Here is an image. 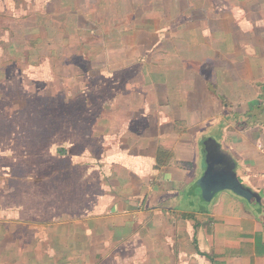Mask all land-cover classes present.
Segmentation results:
<instances>
[{
  "label": "rangeland",
  "instance_id": "obj_1",
  "mask_svg": "<svg viewBox=\"0 0 264 264\" xmlns=\"http://www.w3.org/2000/svg\"><path fill=\"white\" fill-rule=\"evenodd\" d=\"M174 7L0 0V264H35L29 248L20 254L23 243L20 255L10 250L18 233L38 243L40 264H143V214L128 222L140 238L118 251L123 242L112 248L96 211L81 215L112 185H127V153L143 143L144 123L159 142V69L177 51L174 26L187 14ZM128 133L136 136L130 146ZM186 192L171 206L188 211ZM16 209L25 220L14 219Z\"/></svg>",
  "mask_w": 264,
  "mask_h": 264
},
{
  "label": "crops",
  "instance_id": "obj_2",
  "mask_svg": "<svg viewBox=\"0 0 264 264\" xmlns=\"http://www.w3.org/2000/svg\"><path fill=\"white\" fill-rule=\"evenodd\" d=\"M174 1L175 12L187 14L174 26L177 51L159 69V142L145 121L143 143L127 153L134 163L127 185H112L81 216L96 211L104 235L116 239L112 248L123 242L118 251L140 238L128 222L143 214V264H264V0ZM134 137L128 133L129 146ZM201 138L218 142L258 204L222 190L199 207L191 187L203 172ZM184 188L191 201L182 212L171 205ZM23 216L16 209L14 219ZM12 242L11 251L18 255L23 243L20 254L29 248L40 264L37 242L19 233Z\"/></svg>",
  "mask_w": 264,
  "mask_h": 264
},
{
  "label": "water",
  "instance_id": "obj_3",
  "mask_svg": "<svg viewBox=\"0 0 264 264\" xmlns=\"http://www.w3.org/2000/svg\"><path fill=\"white\" fill-rule=\"evenodd\" d=\"M202 153L203 172L191 187L192 194L200 201V208L205 207L222 190H230L249 203H259L256 193L239 179L234 161L222 151L215 139H204Z\"/></svg>",
  "mask_w": 264,
  "mask_h": 264
},
{
  "label": "trees",
  "instance_id": "obj_4",
  "mask_svg": "<svg viewBox=\"0 0 264 264\" xmlns=\"http://www.w3.org/2000/svg\"><path fill=\"white\" fill-rule=\"evenodd\" d=\"M151 22V21H150ZM129 34V33H128ZM129 39H131V36H130V34L129 35H126ZM64 150V149H63ZM65 151V150H64Z\"/></svg>",
  "mask_w": 264,
  "mask_h": 264
}]
</instances>
